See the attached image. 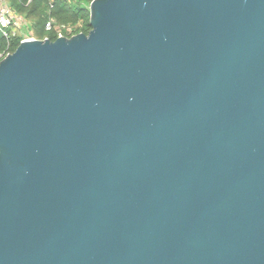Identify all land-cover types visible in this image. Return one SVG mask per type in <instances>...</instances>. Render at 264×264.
<instances>
[{
	"label": "water",
	"instance_id": "obj_1",
	"mask_svg": "<svg viewBox=\"0 0 264 264\" xmlns=\"http://www.w3.org/2000/svg\"><path fill=\"white\" fill-rule=\"evenodd\" d=\"M0 61V264H264V0H94Z\"/></svg>",
	"mask_w": 264,
	"mask_h": 264
},
{
	"label": "trees",
	"instance_id": "obj_2",
	"mask_svg": "<svg viewBox=\"0 0 264 264\" xmlns=\"http://www.w3.org/2000/svg\"><path fill=\"white\" fill-rule=\"evenodd\" d=\"M10 8L23 16L37 40L56 41L59 37L72 38L78 34H89L90 5L94 0H7ZM50 22L52 28L47 30ZM56 28H60L59 33ZM21 39L5 37L0 33V61L13 54Z\"/></svg>",
	"mask_w": 264,
	"mask_h": 264
},
{
	"label": "built area",
	"instance_id": "obj_3",
	"mask_svg": "<svg viewBox=\"0 0 264 264\" xmlns=\"http://www.w3.org/2000/svg\"><path fill=\"white\" fill-rule=\"evenodd\" d=\"M46 28L47 30L52 28L50 22L47 23ZM56 30L59 33L61 32L60 28H56ZM0 33L5 37L21 39V43L35 39L29 29L28 21L23 16L14 12L7 0H0Z\"/></svg>",
	"mask_w": 264,
	"mask_h": 264
}]
</instances>
